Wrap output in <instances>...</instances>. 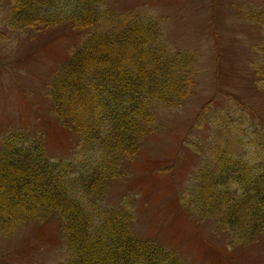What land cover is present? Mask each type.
<instances>
[{"label":"trees","instance_id":"trees-1","mask_svg":"<svg viewBox=\"0 0 264 264\" xmlns=\"http://www.w3.org/2000/svg\"><path fill=\"white\" fill-rule=\"evenodd\" d=\"M9 19L14 28L70 22L85 34L51 84L54 114L78 137V158L55 159L41 133L13 129L2 136L0 237L32 221L57 220L68 250L57 264H190L139 235L134 206L107 203V194L161 129L159 111L193 95L197 51L170 44L163 17L117 9L113 0H19ZM261 54L255 75L264 87V41ZM226 141L227 148L217 143L181 203L215 218L236 242H252L264 235V145L254 142L263 156L254 163L229 153L234 140Z\"/></svg>","mask_w":264,"mask_h":264},{"label":"rangeland","instance_id":"rangeland-1","mask_svg":"<svg viewBox=\"0 0 264 264\" xmlns=\"http://www.w3.org/2000/svg\"><path fill=\"white\" fill-rule=\"evenodd\" d=\"M18 3L0 0V146L7 131L26 129L44 135L55 159L76 160L79 139L54 114L51 84L85 32L70 22L14 28L9 18ZM113 5L163 17L168 42L196 50L199 60L193 95L159 111L161 129L143 142L125 177L111 184L107 203L133 205L135 231L190 264H264V235L236 242L215 218L188 212L181 203L217 143L227 148V135L234 140L229 153L254 163L264 156L254 153L256 140L264 145V87L255 75L262 59L264 0H113ZM67 255L57 220L32 221L0 237V264H57Z\"/></svg>","mask_w":264,"mask_h":264}]
</instances>
